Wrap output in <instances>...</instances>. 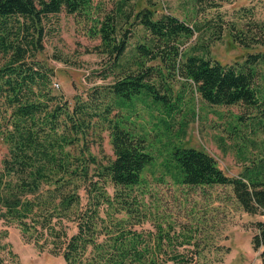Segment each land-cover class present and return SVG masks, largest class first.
I'll use <instances>...</instances> for the list:
<instances>
[{"label": "trees", "instance_id": "1", "mask_svg": "<svg viewBox=\"0 0 264 264\" xmlns=\"http://www.w3.org/2000/svg\"><path fill=\"white\" fill-rule=\"evenodd\" d=\"M112 1L104 11L92 0H0V135L6 146L0 216L37 251L47 247L65 264L192 263L191 254L176 250L188 240L169 233V225L135 228L150 214L144 199L152 201L153 193L142 185V173L155 157L131 118L140 103L169 130L184 93H194L207 107L240 109L224 131L242 168L227 175L207 152L167 140L159 152L160 176L179 185L230 186L239 207L261 217L250 243L264 264V50L221 63L208 55L205 41L212 34L219 39V17L187 23L146 7L134 11V0ZM61 11L89 22L88 37L98 39L93 51L105 57L101 78H111L70 102L52 90L53 71L37 57L44 25ZM234 16L231 40L243 48L264 46V4L258 17L253 6L237 8ZM102 132L111 154L98 159L90 148L101 151ZM63 221L74 229L68 232Z\"/></svg>", "mask_w": 264, "mask_h": 264}, {"label": "rangeland", "instance_id": "2", "mask_svg": "<svg viewBox=\"0 0 264 264\" xmlns=\"http://www.w3.org/2000/svg\"><path fill=\"white\" fill-rule=\"evenodd\" d=\"M92 3L104 11L113 6L112 0H92ZM132 4L134 11L146 7L155 15L167 12L187 23L197 24L219 17L222 20L219 39L212 34L205 41L209 43L208 55L221 63L240 62L246 53L264 50V46H239L231 40L228 31V24L234 20L237 8L253 6L254 14L258 17L264 0H134ZM88 25V21L62 11L51 16L44 25L43 48L37 57L53 71L52 90L62 92L68 102L72 96H84L92 86L111 80L110 77L101 78L100 70L105 57L93 51L98 39L88 37ZM134 40L135 36H131L129 44ZM191 95L184 93L180 113L176 114L169 130L164 131L156 119L150 117L148 108L140 103L137 116L131 118L138 128L146 132L150 152L155 157L153 166L142 173V185L153 193L152 201L146 196L144 199L149 205L150 214L146 221L135 228L154 231L157 225L163 230L169 225V233L180 240H188V243L176 246V250L191 254L190 264H260V249L251 247L250 238L255 231L253 222L261 217L245 213L236 203L230 186L179 185L171 182L169 177L160 176L159 152L164 149L167 140L207 152L227 175H236L242 168L244 161L237 159L231 147L233 144L225 137L224 131L226 122L240 113V109L237 106L207 107L198 96L194 93ZM180 118L184 121L182 127L178 122ZM259 136L264 138L263 134ZM100 143L101 151L95 145L90 148L98 159L111 154L105 132L101 133ZM5 152L6 146L0 135V159ZM106 190L109 193L112 191L109 185ZM63 224H66L68 232L74 229L71 222L63 221ZM0 260L1 264H65L60 255L50 254L47 247L37 251L32 242L23 239L14 222L1 216Z\"/></svg>", "mask_w": 264, "mask_h": 264}]
</instances>
